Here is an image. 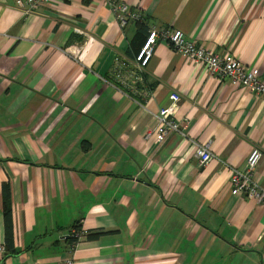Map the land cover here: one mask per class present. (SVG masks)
<instances>
[{"label": "crops", "instance_id": "1", "mask_svg": "<svg viewBox=\"0 0 264 264\" xmlns=\"http://www.w3.org/2000/svg\"><path fill=\"white\" fill-rule=\"evenodd\" d=\"M122 1L142 21L106 0H0V264H264V204L230 180L256 145L264 185V95L165 42L134 62L157 25L264 76V0ZM173 91L184 133L147 138ZM77 222L101 236L71 244Z\"/></svg>", "mask_w": 264, "mask_h": 264}, {"label": "built area", "instance_id": "2", "mask_svg": "<svg viewBox=\"0 0 264 264\" xmlns=\"http://www.w3.org/2000/svg\"><path fill=\"white\" fill-rule=\"evenodd\" d=\"M49 0H16L18 5H25L28 11L46 4ZM111 10L115 13L120 24L124 26L128 20L141 21L143 15L139 10H131L130 6L122 0H106ZM159 42H165L175 51L189 58L191 61L202 63L210 74L224 80L229 79L234 86L241 85L254 94L264 95V76L256 67H248L238 58L212 51L205 47L197 46L189 40L185 33L175 27H163L153 25L148 30L139 51L136 53L134 62L140 72L145 71L154 56ZM80 49L71 51L74 57H78ZM118 76V75H117ZM171 103L162 108L158 115V126L154 131L147 134V138L155 136L158 142L165 141L173 133H184L185 124L177 120L176 111L179 108L181 95L173 91L170 95ZM196 155L201 165H206L215 158L209 143H195ZM260 147L253 146L247 155L245 167L231 169V193L245 194L257 202L264 204V185H260L254 179L256 167L262 157ZM76 230H72L75 233ZM5 252V246L0 244V253ZM66 264H72L67 261Z\"/></svg>", "mask_w": 264, "mask_h": 264}, {"label": "trees", "instance_id": "3", "mask_svg": "<svg viewBox=\"0 0 264 264\" xmlns=\"http://www.w3.org/2000/svg\"><path fill=\"white\" fill-rule=\"evenodd\" d=\"M142 21V20H141ZM5 223H6V233H5V254L10 255L13 253V232H12V222H11V210L7 208L5 211ZM76 230L75 233L72 232V230ZM69 236V242L71 244H75L78 242V240L82 237L85 236V233L82 231L81 224L77 222L74 224ZM99 236H101V233L98 232H87L86 233V238L89 240L96 239Z\"/></svg>", "mask_w": 264, "mask_h": 264}]
</instances>
